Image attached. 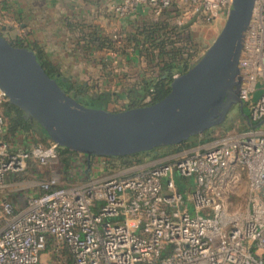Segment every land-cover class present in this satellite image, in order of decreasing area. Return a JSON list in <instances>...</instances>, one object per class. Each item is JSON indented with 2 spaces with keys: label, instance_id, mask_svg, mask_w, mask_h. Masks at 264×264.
<instances>
[{
  "label": "built area",
  "instance_id": "obj_1",
  "mask_svg": "<svg viewBox=\"0 0 264 264\" xmlns=\"http://www.w3.org/2000/svg\"><path fill=\"white\" fill-rule=\"evenodd\" d=\"M233 2L118 0L109 10L118 17L148 8L175 10L185 27L201 16L227 18ZM4 11L0 0V25L8 21ZM112 35L120 47V30ZM239 69L240 99L249 110L246 130L179 148L167 161L134 164L78 184L62 185L52 176L21 209L2 200L0 264H42L49 248L59 256L67 252L61 261L71 264H264V0H256ZM259 80L263 92L257 97ZM6 102L0 89V106ZM4 129L0 113V134ZM60 150L51 139L13 150L0 138V189L11 174L27 169L28 160L47 166L60 158ZM242 175L248 209L232 212L227 198Z\"/></svg>",
  "mask_w": 264,
  "mask_h": 264
},
{
  "label": "water",
  "instance_id": "obj_2",
  "mask_svg": "<svg viewBox=\"0 0 264 264\" xmlns=\"http://www.w3.org/2000/svg\"><path fill=\"white\" fill-rule=\"evenodd\" d=\"M256 0H234L226 22L203 57L171 81L169 94L141 107L113 111L70 95L36 53L0 35V89L61 147L92 156H126L179 145L221 124L239 106V61Z\"/></svg>",
  "mask_w": 264,
  "mask_h": 264
},
{
  "label": "crops",
  "instance_id": "obj_3",
  "mask_svg": "<svg viewBox=\"0 0 264 264\" xmlns=\"http://www.w3.org/2000/svg\"><path fill=\"white\" fill-rule=\"evenodd\" d=\"M1 1L8 21L0 26L10 37L11 41L8 40L21 41L34 52L35 48L41 49L64 79L92 85L99 92L109 91L112 101L106 109L112 110L110 106L115 101L116 106L121 103L124 107H129L127 89L143 80L145 75L156 76L159 73V67H154L155 64L148 63L145 66V57L138 48H119L118 46L117 50L101 48L98 42L92 40L91 34L95 32L101 36V12L105 15L101 6L105 4L111 7L118 0ZM106 14L115 15L111 11H106ZM107 33L112 37V31L111 34ZM2 135L13 150L29 149L36 144L35 139L38 138L22 130L14 135L11 134L7 122ZM75 153L71 158L72 163L75 164L74 169L56 174L62 185L78 184L79 181H84L86 175H82L77 167L82 169L81 164L91 159L86 155ZM175 154L163 157L159 161H167ZM61 155L60 150V158ZM60 158L57 161H60ZM49 167L50 164L43 166L34 159L28 160L27 168L35 169L30 174L32 176H43L49 171L47 169ZM20 174H11L7 179L6 187L16 182V176ZM51 176H55V171H52ZM36 193V189H31L28 193H17L16 196L9 194V198L6 199L11 200L17 209H21ZM42 264H44L43 261Z\"/></svg>",
  "mask_w": 264,
  "mask_h": 264
},
{
  "label": "rangeland",
  "instance_id": "obj_4",
  "mask_svg": "<svg viewBox=\"0 0 264 264\" xmlns=\"http://www.w3.org/2000/svg\"><path fill=\"white\" fill-rule=\"evenodd\" d=\"M100 3V2H98ZM94 9V7H93ZM111 9L107 5L101 6V10L104 12L105 15H102L101 12V30L104 31L107 35H109L107 32L111 34V31L118 35V31L121 32V43L123 46H132L136 43L135 41L139 39V41L142 39L141 36H143L144 30L147 29H158L161 33L167 32V31H178L182 32L183 40L180 39L181 33L178 34V41L176 45L178 47H182L183 55L179 57L180 59L183 57L184 60L188 58L189 65H191L194 61L199 58H202L203 55L206 53V51L210 48L214 40L217 38V36L220 34L225 22L226 17L223 15H220L218 18H214L211 16L208 17H199L195 21L190 22L185 25V27L179 26L180 21V15L175 10H167L162 11L161 13H158L152 9H144L141 10L138 13H132L130 15H126L123 17L108 16L106 14V11H110ZM114 28V29H113ZM113 29V30H112ZM185 29V30H183ZM0 35L4 36L5 38L10 39L6 35V33L3 32V29L0 26ZM112 35V34H111ZM113 36V35H112ZM189 36V37H188ZM128 38L129 40H132L133 42H129L126 40ZM141 38V39H140ZM131 44V45H129ZM145 57V66L148 64V58ZM177 58H175L176 61ZM167 61L171 62L172 59L167 58ZM183 61V59H181ZM183 65V64H182ZM155 67V66H154ZM182 66L178 73L183 72ZM262 87V81H258V89L256 91V96L259 97L262 94V90L260 89ZM114 103H111V109L113 111L122 110L124 108V105L121 103H118L116 106ZM127 108V107H126ZM245 112L248 113L249 110L247 107H245ZM0 113L4 115V105L0 106ZM5 124L7 122V118L5 117ZM247 129V123L246 118L240 111L239 106H234L230 109L227 118L219 125L214 126L209 129V132L207 133V136H218L222 135L224 133H227V131H242ZM1 135V134H0ZM202 136L201 138H204ZM43 142H40L41 144ZM152 155V156H151ZM148 154V156L141 155L137 156V158L143 159V163L149 162L153 158V154ZM55 164H50V167L47 168L49 171L45 173L43 176L36 177L35 175L32 176L31 172H33L35 169L27 168L24 172H22L20 175L16 176V182H12L10 186L4 187L0 189V199L5 200L6 198H9L10 195H17V193H28L29 191L36 189L37 193L40 191L39 184L40 182L50 179L52 176V171H55V175L60 172H64L67 170L74 169V163L71 165L65 164L63 161H56ZM142 163V164H143ZM82 169L77 167L79 171L82 172V175H86L84 177V181H79L78 183H82L87 181L89 178H99L103 175H108L114 172H120L123 168H127V166L122 163V161L115 159L114 161H108V162H101V157L96 156L91 161L81 164ZM76 170V168H75ZM80 176V175H79ZM177 178H179V175L177 174ZM192 182V181H191ZM36 193V194H37ZM19 196V195H18ZM228 206L230 211L232 212H240L244 213L248 209L249 205V196H248V188H247V180L244 175H242L240 181L236 184L234 188H232V193L227 198ZM69 254L65 252L63 255H58L57 253L53 252L50 248L47 249L43 255H42V261L44 264H71L69 260L66 262L61 261L63 257H68Z\"/></svg>",
  "mask_w": 264,
  "mask_h": 264
},
{
  "label": "trees",
  "instance_id": "obj_5",
  "mask_svg": "<svg viewBox=\"0 0 264 264\" xmlns=\"http://www.w3.org/2000/svg\"><path fill=\"white\" fill-rule=\"evenodd\" d=\"M178 31H167L161 33L158 29H147L144 30L142 39L139 41L137 39L133 47L138 48L143 56H147L149 64H155V67H159V73L156 76H147L145 75L144 79L139 81L137 84L129 87L127 90V96L129 99V107H141L149 104H153L157 101L165 98L171 90V81L174 74L180 70V68L185 65V68L189 67L188 58L183 61L179 58L183 55L182 47H178L176 43L178 41ZM180 39L183 40V36L180 35ZM93 41L99 43L101 48H110L114 49L119 44L112 37L107 35L101 30V36L98 33L91 34ZM127 41H131L126 38ZM15 46H27L21 41L11 42ZM131 45V44H129ZM29 47V46H27ZM132 47V46H131ZM130 46H121L119 48H131ZM30 48V47H29ZM35 53L38 60L46 70V72L52 77L56 78L59 84L72 96L77 98L81 103L90 107H104L107 108L108 104L112 101V96L109 91L99 92L95 90V87L92 85H86L83 82H74L70 79H64L63 75H59L60 71L47 59L45 53L41 49L35 48ZM172 59L171 62L167 61V58ZM175 58L176 61H175ZM183 64V65H182ZM155 70V69H154ZM150 100L148 101L147 99ZM123 109H126L124 107ZM244 115V113H242ZM4 115L7 118L8 130L11 134H16L18 131H25L36 135V144L43 142L41 144L47 145L50 142V138L43 129V127L34 119H27L25 113L19 107L6 102L4 104ZM245 116V115H244ZM209 130L205 131L200 135H196L189 140L179 144L171 146H163L155 148L151 151L135 153L132 155L126 156H109L108 161H114L115 159L122 161L127 167L134 164L143 163V159L137 158V156L148 154H153L152 160H157L168 155H171L176 151V149H188L198 146L209 141H212L216 138L215 136H207ZM228 132V131H227ZM204 138H201L204 136ZM2 140H6L4 135H0ZM62 155L60 161H63L67 165H71V158L75 155V151H72L68 148H61ZM152 156V155H151ZM93 159V158H92ZM91 159V160H92ZM151 160V161H152ZM145 163V162H144ZM179 186H182L181 182L178 183Z\"/></svg>",
  "mask_w": 264,
  "mask_h": 264
}]
</instances>
